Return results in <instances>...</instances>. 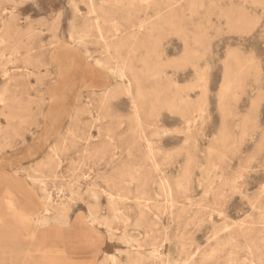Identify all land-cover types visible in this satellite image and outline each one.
<instances>
[{"label": "rangeland", "instance_id": "374dc122", "mask_svg": "<svg viewBox=\"0 0 264 264\" xmlns=\"http://www.w3.org/2000/svg\"><path fill=\"white\" fill-rule=\"evenodd\" d=\"M263 165L264 0H0V264H264Z\"/></svg>", "mask_w": 264, "mask_h": 264}, {"label": "bare ground", "instance_id": "6f19581e", "mask_svg": "<svg viewBox=\"0 0 264 264\" xmlns=\"http://www.w3.org/2000/svg\"><path fill=\"white\" fill-rule=\"evenodd\" d=\"M118 77L120 78V80H122V79L124 78L123 75H120V76H118ZM191 80H192V79H191ZM263 166H264V165H263ZM33 188H35V187H33ZM45 201H46V200H45ZM45 201H44V202H45ZM46 203H47V202H46ZM46 203H45V204H46ZM62 207H64V204L62 205ZM50 209H52V208H50ZM61 209H62V208H61ZM64 209H65V208H64ZM62 210H63V209H62ZM45 211L47 212V211H49V210L47 209V210H45ZM63 212H64V211H63ZM61 213H62V211H61ZM41 216H42V215H41ZM45 218H46V217H45ZM91 219H92V217H91ZM105 219H106V218H105ZM43 220H44V219H42L41 221H43ZM55 220H56V219H55ZM55 220H53V221H55ZM57 220H58L59 222L61 221V222H62L61 225H62V224L65 223V220H66V219H65V217H63V216H58V217H57ZM103 220H104V219H103ZM104 221H105V220H104ZM109 221H110V220H109ZM40 223H41V222H40ZM42 223L45 224L44 221H43ZM57 223H58V222H57ZM101 224H102V223H101ZM105 226H106V225H105ZM103 228H104V227H103ZM109 230H111V229L109 228ZM107 231H108V230H107ZM108 232H109V231H108ZM110 233L112 234V232H110ZM110 236H111V235H110ZM109 238H110V237H109ZM161 248H162V247H161ZM81 264H93V263H81Z\"/></svg>", "mask_w": 264, "mask_h": 264}]
</instances>
